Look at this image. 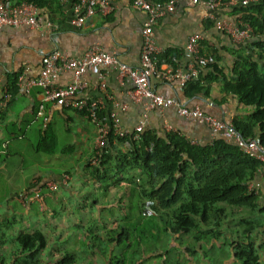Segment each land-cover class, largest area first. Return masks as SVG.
<instances>
[{
	"label": "crops",
	"instance_id": "obj_1",
	"mask_svg": "<svg viewBox=\"0 0 264 264\" xmlns=\"http://www.w3.org/2000/svg\"><path fill=\"white\" fill-rule=\"evenodd\" d=\"M74 2L75 0H48L47 5L37 10L38 15L46 17L56 25L55 30L50 34L25 26L0 27V94L21 69H26L27 77H36L39 74L41 57L53 49L64 50L70 56L77 57L91 43H98L104 51L114 52L118 59L127 65L138 66L141 43L140 30L145 14L132 8L129 0H108L109 11L104 14L97 13L90 25L76 27L72 23ZM231 7L220 5L213 9H207L199 3L178 0L174 11L159 17L153 26L152 37L160 67L185 70L190 61L185 51L187 38L191 34L197 33L200 36V54L209 58L210 62L215 64L225 76H231L237 54L247 52L245 45L251 39L245 37L235 41L226 32L215 27L213 22L217 20L224 21L230 26L236 25L234 19L237 15ZM207 70L200 71V77L203 78ZM102 76L105 88L99 90L95 84L98 79L97 75L91 71L84 72L80 76V80L85 83V87L77 97L102 98V108L98 115L105 117L109 112L114 111L119 126L126 135L132 134L138 124H142V130L166 131L164 129L165 123L187 140H193L199 144L210 142L211 134L205 125L188 121L179 116L173 106L162 109L148 108L144 101L131 100L126 94V91L132 87L131 83L128 80L121 81L117 78L114 69L106 68L103 70ZM70 79L71 74L69 72L60 71L55 79V85L64 86ZM205 81V84L187 81L203 87L207 84L205 92L203 89H199L189 94L184 92L183 86H180L175 78L162 80L150 77L149 87L165 97H176L180 104L186 107L197 106L203 112L224 121L229 122L233 117L239 119L247 117L250 108L240 106L233 96L223 92L221 89L222 82L218 78ZM12 95L11 100L0 115V189L11 188L5 200L0 202V221L15 224L20 215V219H31L29 217L31 216V208L37 207V205L29 202L22 206L13 196L24 191L32 178L44 181L59 176L58 172L61 170L70 169L72 171V169H76L77 164L89 154L95 136L93 123L83 112L77 111L72 106L45 104L43 112L46 121L42 122L35 115L36 106L41 99L39 89L36 87H33L26 94L16 89ZM46 126L52 129L55 138L54 151L51 154L34 150L38 135ZM66 145L71 146V150L62 153L61 149ZM76 175L78 178L84 179L81 186H74V182L73 186H70L72 183L71 176L68 184L59 186L51 196L43 195V208L45 202L48 201L53 205L57 204L58 207L62 204L67 205L72 197L78 199L79 195L86 196L78 204V208H91L95 214L87 213L89 218L84 217V220L80 216V221L84 227H90L94 235L91 238H83L82 250H76L74 246H69V243L59 248L57 246L60 245L59 242H52L49 245L47 241L41 250L47 248L56 252L57 247L58 250L62 249L64 252L71 253L73 254L72 264H169L167 259L166 262L164 259V252L166 250L168 253L169 245L165 249L162 247L159 249L157 244L148 245L145 242L146 236L151 237L148 229L150 228L152 235L155 228L161 230L159 226L162 224H156L158 223L154 218L156 216L153 215L146 199L144 197L138 198L136 187L132 189L125 188L120 183H115V185L98 182L93 190H101L104 195L109 196V198L102 199L92 197L94 193L89 190L92 188H89L88 184L85 183L87 179H94V177L86 174L83 176ZM252 183H257V187L254 188V192L258 196L256 206L250 210L243 209L242 215L255 225L249 229L244 237L247 236L248 241L252 243L258 263L264 264V211L260 210L264 202V163L254 173L247 185ZM132 190H134L135 204H130V199H128L129 195H132ZM3 194L6 196V191ZM123 195L125 196L123 197ZM130 207L132 208L130 209ZM16 208L22 210H19L21 214H18ZM109 212L115 213L111 217ZM130 212L132 213L128 215ZM120 213L124 216H121ZM127 216L129 217L127 218ZM238 217L227 219L231 227L234 228L237 225ZM110 219L112 227H109L111 229L109 233L115 235V240L111 237H105L106 229L103 232L105 226H110L108 224ZM149 219L151 221L148 222L147 230L142 232L144 235H136L140 240L135 245V235L132 237L133 240L130 239V231L127 228L133 229L136 222L141 224V222L144 223ZM71 224V227H77L73 222ZM21 225H25V223H21ZM77 225L80 226V224ZM117 228L120 229L119 232H117ZM161 231L165 233L169 230L163 229ZM26 232L29 231L26 230ZM119 233L120 238L116 240ZM233 234L234 232H231V235L227 233L228 244L233 241ZM3 239L5 238L0 236V245ZM10 239L13 240L12 237ZM12 247L16 250V256H9V252H7L6 259L0 258V264H13V261L21 256L15 243ZM147 248L151 251L144 254L142 249L146 250ZM38 252L36 259L38 257L41 259L42 252ZM226 253L228 264H238L231 246H227ZM157 254H159V258ZM57 257L58 255H56ZM51 260L53 261L54 258ZM43 264H47V261Z\"/></svg>",
	"mask_w": 264,
	"mask_h": 264
},
{
	"label": "trees",
	"instance_id": "obj_2",
	"mask_svg": "<svg viewBox=\"0 0 264 264\" xmlns=\"http://www.w3.org/2000/svg\"><path fill=\"white\" fill-rule=\"evenodd\" d=\"M8 1L31 2L38 10L47 5L48 0ZM232 11L239 19L237 24L248 25L255 38L251 52L246 49L245 54H237L229 77L210 59L199 68L200 71L208 69L203 75L205 80L218 78L222 82L223 92L233 96L240 106L250 108L245 119L233 117L229 123L240 137L257 139L264 146V48L260 39L264 35V0H250L244 6H234ZM16 77L13 76L6 86L11 94L17 89ZM206 85L203 87L194 82H186L183 89L186 94L199 89L205 92ZM132 136L133 133L117 138L129 145L127 151L117 150V168L132 167L139 171L141 183L136 187L137 196L147 198L152 213L163 211L164 217L161 220L164 229L170 233L196 231L194 236L198 242V238H204L205 234L216 236L218 231L215 228L221 229L222 219L239 216L234 228L230 224L222 228L230 235L234 232L229 246L238 264H259L252 243L247 236L244 237L255 224L246 220L242 212L243 209L250 210L256 206L258 196L253 190L247 189V183L263 166V162L240 150L233 141H225L221 137L207 144H192L177 133L163 130H141L136 138ZM106 137L99 158L105 156V148L113 144L114 136L111 132ZM54 140L52 129L46 126L39 133L34 150L51 154L54 151ZM69 150L71 146L66 145L61 152ZM260 210L264 211V202ZM205 226H209L207 232L203 230ZM12 238L17 250L25 255V259L14 260L13 264H30L34 255L46 244L43 232L38 229L17 232ZM119 238L120 233L116 240ZM72 263L73 254L63 252L51 264Z\"/></svg>",
	"mask_w": 264,
	"mask_h": 264
},
{
	"label": "built area",
	"instance_id": "obj_3",
	"mask_svg": "<svg viewBox=\"0 0 264 264\" xmlns=\"http://www.w3.org/2000/svg\"><path fill=\"white\" fill-rule=\"evenodd\" d=\"M178 0H129L132 8L145 14V18L140 30L141 43L139 53V63L137 67H131L118 59L114 52L104 51L98 43H91L87 49L77 57L70 56L64 50L53 49L44 54L40 59L39 74L34 77H27L26 69H21L16 77V88L26 94L33 87L39 89L41 99L36 106L35 115L42 122L46 121L44 115L45 104L58 106H72L77 111H82L95 126V141L100 146L103 145L104 138L109 132L115 138H121L125 134L119 126L118 118L114 111L109 112L105 117L99 116L102 108V98L77 97L85 87V83L80 80V76L91 71L97 75L95 82L99 90H104L103 70L112 68L116 71L117 78L121 81L128 80L132 87L126 91L131 100L144 101L148 108L162 109L173 106L177 114L188 121L198 122L205 125L211 134L210 141L216 137H221L225 141H233L243 152L255 157L264 163V146H261L257 139H245L233 129L228 121L215 118L199 107H186L180 104L176 97H165L149 87V78L155 77L162 80L175 78L180 86H184L187 81H195L205 84V79L200 77V66L208 62L209 58L199 52L200 36L193 33L187 38L185 51L190 61L185 70L161 68L158 63V54L154 45L152 30L159 17L166 13H171L176 7ZM191 3H199L207 9H213L220 5L244 6L250 0H189ZM110 10L108 0H75L73 4L74 17L73 25L83 27L90 25L93 17L97 13L104 14ZM215 27L226 32L233 40H240L250 36V28L246 24L230 26L224 21H214ZM25 26L47 34L53 32L56 25L38 15L37 7L26 1L10 2L0 0V27ZM60 71H67L71 74L70 81L64 86L55 85V79ZM12 94L3 89L0 94V115L6 104L11 100ZM164 129L168 132L177 133L170 126L164 123ZM142 130V124L135 126L133 138ZM180 135V134H179ZM195 143L193 140H188ZM70 181L68 174H62L54 178L40 181L32 178L28 187L13 198L20 204L25 205L32 202L39 209L43 208V195L51 196L59 186H65ZM257 187V183L247 185L248 190Z\"/></svg>",
	"mask_w": 264,
	"mask_h": 264
},
{
	"label": "rangeland",
	"instance_id": "obj_4",
	"mask_svg": "<svg viewBox=\"0 0 264 264\" xmlns=\"http://www.w3.org/2000/svg\"><path fill=\"white\" fill-rule=\"evenodd\" d=\"M256 2H261L262 0H253ZM233 8V7H231ZM237 20L238 17H236V19H234V22L236 25L237 24ZM250 41L248 43H246V49L248 50V52L250 53L252 48H253V35H251L250 32V36H249ZM261 41H262V48H264V35L261 36ZM253 55L255 56L256 54L253 53ZM94 129V136L96 134L95 131V126L93 127ZM107 137L104 138V143L106 142ZM123 141V142H121ZM93 140L92 143V148L89 152L88 155H86L83 160L77 164V168L76 169H72V171L70 169H64L61 170L60 172H58L59 174H64L67 173L70 175V179L72 176V183L70 186H73V182H74V186H81L82 182H83V178H78L76 174H80V175H88L91 177H94V179H87L86 180V184H88L90 191H92L94 193V195H92V197H97V198H109V196L104 195L103 191L101 190H93L94 188H96V183H102V182H107V183H111V184H122V186H125V188H132L135 189V187H137V185H139L141 182L139 181V171L135 168L132 167H124V168H117V150L120 151H127L129 149V145H125L124 140H115V138L113 139V144L112 145H108L105 148L104 154L105 156H102L101 158H99L100 154H101V147L103 146ZM101 159V160H100ZM101 161V163H99ZM73 175H75V178H73ZM104 175V177H103ZM107 178V179H106ZM116 185V184H115ZM145 188H147L145 186ZM11 189V188H10ZM9 187L6 188H1L0 189V202L5 200V197L8 196V192L10 191ZM6 191V196H4L3 192ZM125 192V191H124ZM131 192V191H130ZM133 195L128 197V199H130V204H135V200H134V190H132ZM125 195H123L124 197ZM78 199H76V197H72L70 198V202H68V204H62L60 206L57 207L56 205H53V203H51L50 201L45 202V207L40 210L37 207H32L31 209V216H29L31 219H20L21 215L16 219L18 222L13 224L12 222H4L2 223L0 221V236L4 237L5 239H3L1 245H0V258L6 259L5 257H7V252L9 256H16L15 252L12 247V245L14 244L13 240H11L10 238L17 232H26L29 231H33L35 229H38L40 231L43 232L45 239L47 242H49V245H51L52 242H59L60 245H57L59 248H62L63 246H65V244L69 243V246H74V248L76 250H82V240L85 237H93L94 233L92 232L90 227H84L83 225H81L82 221H80V216H82V219L84 220L85 218H89V216H87L86 214H95L94 210H91V208H78V204L82 202V199L86 198V196L84 195H79V197H77ZM147 200V198H144ZM132 207H130L131 209ZM19 210L16 208V211L18 212V214L21 212H19ZM22 211V210H21ZM111 214V217L114 215L115 212H109ZM123 213V212H122ZM121 214V216L124 214ZM132 212L128 213L131 214ZM163 211H155L153 213L154 217L158 222L156 224H162L163 226V222L161 220V217H164ZM129 216H127L128 218ZM37 218V219H36ZM117 218V217H116ZM120 220V217H119ZM111 219L108 221V224L110 226H105L103 228V232L104 229H106L105 233V237L109 238L111 237L113 240H115V235H111L109 232L111 229H109V227H112V225L110 224ZM151 221L150 219L144 223L141 222V224H139V222H136L133 226V229L127 228L129 229L128 231H130V239L133 240V236H134V244H138V241L140 239L137 238L136 235L139 236H143L144 234L142 232L145 231L146 227H148V222ZM71 222H73L74 224H76L75 226L77 227H71L72 224ZM229 221L225 218L222 219L220 225H221V229L215 228L217 232L216 236H210L208 234H205L204 238H198V242H196L195 240V232L196 231H191L189 233H170L165 232L163 233L164 227L159 226L161 228V230H156V228L152 231V235H151V231L148 229L149 232V236H146V243L149 244H153L159 247V249L166 248L167 245H169L168 247V253L164 252V259L166 262H169V264H228L229 261L227 259V246L229 245L227 243V231L222 228L228 226L230 223H228ZM21 223H25V225H21ZM115 223V221H114ZM77 224H80V226H78ZM113 224V222H112ZM209 226H205L203 227V230L205 232H207L209 229L207 228ZM114 228V227H113ZM159 229V228H157ZM115 231V229H112ZM117 232L120 231L119 228L116 229ZM132 230V232H131ZM147 230V229H146ZM100 231V229H99ZM161 231V232H159ZM102 232V234H103ZM136 237V238H135ZM162 238V239H161ZM142 240V239H141ZM61 241V242H60ZM168 241V242H167ZM75 242V243H74ZM78 244H77V243ZM56 244V243H55ZM56 246V245H55ZM42 252V257L40 259V257H38L36 259L37 253L33 259L30 261V264H43L44 262L47 261V264H51L52 262H54L64 251H62V249L58 250V248L56 247L54 252L51 249H45V250H39ZM144 254H147L148 252L151 251V249H142ZM14 252V253H13ZM18 252V251H17ZM161 254V253H160ZM19 255L15 260L18 261H22L23 259H25V255L19 252ZM56 255H58V257L56 258ZM46 256V258H45ZM157 257L159 258V254H157ZM54 258V260L52 261L51 259ZM56 258V259H55Z\"/></svg>",
	"mask_w": 264,
	"mask_h": 264
}]
</instances>
